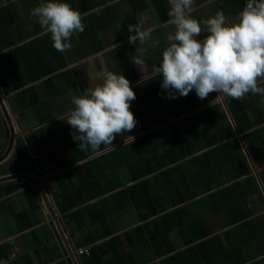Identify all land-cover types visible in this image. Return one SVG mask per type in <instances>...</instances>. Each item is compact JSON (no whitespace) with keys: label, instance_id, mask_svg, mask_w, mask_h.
<instances>
[{"label":"crops","instance_id":"0c3cea01","mask_svg":"<svg viewBox=\"0 0 264 264\" xmlns=\"http://www.w3.org/2000/svg\"><path fill=\"white\" fill-rule=\"evenodd\" d=\"M47 2L70 4L85 26L63 53L30 14ZM218 3L194 0L191 16L203 26ZM170 8L168 0L0 8V264H264V97L201 100L193 90L171 99L161 76L142 79L128 25L159 41L146 55L151 73L175 32ZM239 16L225 15L226 26ZM102 66L135 93L137 124L123 134L135 139L82 151L67 124L72 97L98 83L90 74Z\"/></svg>","mask_w":264,"mask_h":264},{"label":"clouds","instance_id":"9594fccd","mask_svg":"<svg viewBox=\"0 0 264 264\" xmlns=\"http://www.w3.org/2000/svg\"><path fill=\"white\" fill-rule=\"evenodd\" d=\"M168 3V23L175 32L167 36L168 46L162 51L159 66H151V73L147 71L146 55L159 41L153 39L150 30H143L142 24L128 25V32L134 33L128 36V43L135 46L132 63L139 67L142 79L161 76V88L171 99L193 90L201 100L210 93L234 100H242L249 93L264 97V87L258 86V81L264 80V0H246L239 23L231 26H226L222 11L204 20L202 26L191 16L194 0ZM30 14L51 34L57 52L70 50L73 33L84 31L81 14L65 2L41 4ZM202 31L209 35L202 41L194 39ZM90 79L98 83L83 95L72 97L74 108L67 124L78 134L80 150L97 152L101 145L105 150L113 147L117 135L123 137L134 130L137 121L130 102L136 96L130 82L106 66L92 72ZM134 139L123 137V144H131Z\"/></svg>","mask_w":264,"mask_h":264},{"label":"trees","instance_id":"16d2710c","mask_svg":"<svg viewBox=\"0 0 264 264\" xmlns=\"http://www.w3.org/2000/svg\"><path fill=\"white\" fill-rule=\"evenodd\" d=\"M220 11L225 15L234 16L243 11L246 0H217Z\"/></svg>","mask_w":264,"mask_h":264},{"label":"built area","instance_id":"2783aa9c","mask_svg":"<svg viewBox=\"0 0 264 264\" xmlns=\"http://www.w3.org/2000/svg\"><path fill=\"white\" fill-rule=\"evenodd\" d=\"M15 0H0V8L3 7L6 4H9ZM78 254H87L88 252L86 250H78ZM149 264H156V263H149Z\"/></svg>","mask_w":264,"mask_h":264},{"label":"rangeland","instance_id":"374dc122","mask_svg":"<svg viewBox=\"0 0 264 264\" xmlns=\"http://www.w3.org/2000/svg\"><path fill=\"white\" fill-rule=\"evenodd\" d=\"M212 7H214V5L212 4ZM240 20V16L236 18L235 24L239 23Z\"/></svg>","mask_w":264,"mask_h":264}]
</instances>
